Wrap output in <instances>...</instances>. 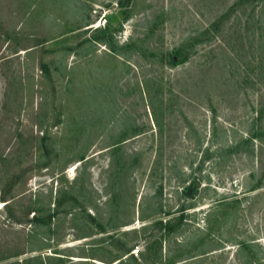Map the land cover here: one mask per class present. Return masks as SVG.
<instances>
[{
	"label": "rangeland",
	"instance_id": "374dc122",
	"mask_svg": "<svg viewBox=\"0 0 264 264\" xmlns=\"http://www.w3.org/2000/svg\"><path fill=\"white\" fill-rule=\"evenodd\" d=\"M98 261L264 264V0H0V264Z\"/></svg>",
	"mask_w": 264,
	"mask_h": 264
},
{
	"label": "bare ground",
	"instance_id": "6f19581e",
	"mask_svg": "<svg viewBox=\"0 0 264 264\" xmlns=\"http://www.w3.org/2000/svg\"><path fill=\"white\" fill-rule=\"evenodd\" d=\"M78 258H81V257H78ZM98 263H99V264H106V263H104V262H102V261H98Z\"/></svg>",
	"mask_w": 264,
	"mask_h": 264
}]
</instances>
